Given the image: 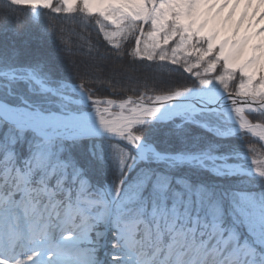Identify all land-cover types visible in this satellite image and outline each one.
<instances>
[{"label":"snow or ice","instance_id":"obj_1","mask_svg":"<svg viewBox=\"0 0 264 264\" xmlns=\"http://www.w3.org/2000/svg\"><path fill=\"white\" fill-rule=\"evenodd\" d=\"M241 3L264 13V0H8L48 10L66 56L53 17L97 39L81 34L72 77L42 40L28 62L0 50V264H264V158L248 141L264 143V24L227 27ZM128 57L150 73L116 66Z\"/></svg>","mask_w":264,"mask_h":264},{"label":"trees","instance_id":"obj_2","mask_svg":"<svg viewBox=\"0 0 264 264\" xmlns=\"http://www.w3.org/2000/svg\"><path fill=\"white\" fill-rule=\"evenodd\" d=\"M11 9L12 15H8L5 19V14ZM50 13L48 10H41L38 17L31 14V10L27 7L12 8L8 4V0H0V50H8V55L11 57L16 49L21 50V60L28 62L34 58V53L29 49V43L35 38L42 40L49 50L53 51L56 55V60L63 70V75L72 77L71 60L80 61L84 60V52L86 48H80L78 45L82 43L81 34L90 36L92 41H96V32L94 28L85 30L75 19L61 15L53 17V23L66 29L65 37L72 43V52L70 56H66L59 38L48 30V20ZM20 20L19 27H17L16 19ZM130 50V49H129ZM107 49L104 46L100 47V53L103 55ZM132 58L128 57L125 61L115 62L116 66L122 71L139 76L141 74H149L150 69L143 63H132ZM74 78V77H73ZM126 83V81H125ZM107 93V89L102 90ZM249 144L255 148L254 154L264 156V143L257 140L255 137L248 138ZM248 147V145H245ZM112 179L111 176L108 177Z\"/></svg>","mask_w":264,"mask_h":264},{"label":"clouds","instance_id":"obj_3","mask_svg":"<svg viewBox=\"0 0 264 264\" xmlns=\"http://www.w3.org/2000/svg\"><path fill=\"white\" fill-rule=\"evenodd\" d=\"M232 7H233V5L229 4L228 8H225L224 9V12L221 13V16H223L224 14H226L228 12V9L229 8H232ZM245 7L246 6H245L244 3H241L239 5H236L235 12H234L233 16L231 17V19H229L227 21V27L231 28L232 26H235L236 21L240 17L241 12L244 11ZM253 8H257V5L253 4V5L247 7L248 15L245 17L243 23L240 26V34H243L245 32V29L248 28L249 19L250 18H251V22H252V27L251 28H248L249 31H252V30H254L255 27H258L259 26L255 22V17L252 16V10H253ZM258 8H259V11H264V5H259ZM259 11L257 12V15H259ZM259 24H264V19H261L260 22H259ZM260 39L261 40H264V37H261Z\"/></svg>","mask_w":264,"mask_h":264},{"label":"bare ground","instance_id":"obj_4","mask_svg":"<svg viewBox=\"0 0 264 264\" xmlns=\"http://www.w3.org/2000/svg\"><path fill=\"white\" fill-rule=\"evenodd\" d=\"M245 6H246V7H245L244 11L241 12L240 17H239V20L236 22V25H237L238 23H240V25H241V23H243L245 17L248 15V11H247V7H248V5H245ZM233 8L235 9V8H236V5H233ZM255 15H256V10L253 9V10H252V16H255ZM263 15H264V13H261L260 16L256 18V21H255V22H256L257 24H259L260 19H261V16H263ZM263 18H264V17H263ZM250 27H252L251 18L249 19V25H248V28H250ZM246 29H247V28H246ZM246 29H245V30H246ZM238 31H240V28H238Z\"/></svg>","mask_w":264,"mask_h":264},{"label":"rangeland","instance_id":"obj_5","mask_svg":"<svg viewBox=\"0 0 264 264\" xmlns=\"http://www.w3.org/2000/svg\"><path fill=\"white\" fill-rule=\"evenodd\" d=\"M264 17V15L263 16H261V18H263ZM261 20V19H260ZM242 24V23H241ZM240 23H238L237 25H236V29H237V31H238V28H240ZM255 156H256V158L257 159H262V158H264V156L263 155H259V154H254Z\"/></svg>","mask_w":264,"mask_h":264}]
</instances>
